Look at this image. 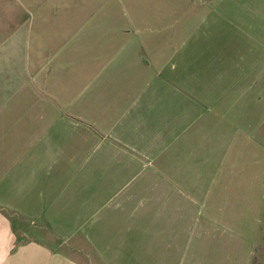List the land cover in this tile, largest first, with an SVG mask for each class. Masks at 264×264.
I'll return each instance as SVG.
<instances>
[{
    "label": "crops",
    "instance_id": "0c3cea01",
    "mask_svg": "<svg viewBox=\"0 0 264 264\" xmlns=\"http://www.w3.org/2000/svg\"><path fill=\"white\" fill-rule=\"evenodd\" d=\"M112 11L0 0V264H116L106 253L127 247L160 264L223 222L220 199L195 194L202 159L190 162L222 121L219 49L124 35Z\"/></svg>",
    "mask_w": 264,
    "mask_h": 264
},
{
    "label": "rangeland",
    "instance_id": "374dc122",
    "mask_svg": "<svg viewBox=\"0 0 264 264\" xmlns=\"http://www.w3.org/2000/svg\"><path fill=\"white\" fill-rule=\"evenodd\" d=\"M110 4L107 18L130 32L124 35L186 38L187 48L203 38L210 53L219 49L211 54L218 56L211 78L224 73L217 85L225 98L218 132L210 130L207 154L196 151L190 161L202 159L206 171L195 176L203 187L195 194L220 199L224 224L219 220L218 228L177 244V251H161L160 264H264V0H107ZM100 18L106 17L98 12ZM154 21L162 22L136 25ZM142 181L139 175L123 190L135 191ZM130 248L106 254H118L116 264H140L137 249Z\"/></svg>",
    "mask_w": 264,
    "mask_h": 264
}]
</instances>
